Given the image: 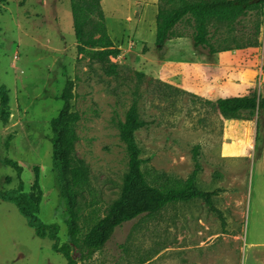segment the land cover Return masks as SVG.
Here are the masks:
<instances>
[{
	"label": "rangeland",
	"instance_id": "374dc122",
	"mask_svg": "<svg viewBox=\"0 0 264 264\" xmlns=\"http://www.w3.org/2000/svg\"><path fill=\"white\" fill-rule=\"evenodd\" d=\"M145 1L130 11V23L141 18ZM106 8L120 50L111 58L119 66L115 76L79 52L71 0L0 1V192L22 185V192L38 196L40 220L59 224L61 243L69 240L53 166L52 128L65 85L74 80L73 111L80 116L75 155L89 177L78 198L82 236L121 194L129 158L117 121L125 120L134 103L140 118L151 123L136 133L143 170L186 180L195 169L197 149L198 186L217 192L214 203L223 217L199 199L170 204L124 224L105 249L83 264H264V112L252 120L246 115L226 119L213 104L219 96L264 97V7L253 9L233 29L210 26L216 47L235 48L261 25L255 48L217 54L191 49L195 20L187 17L177 26L183 41L173 53L182 48L210 64L202 67L210 78L202 87L209 91L194 92L175 85L183 78H173L171 68L158 66L168 48L143 55L151 49L146 42L127 32L118 39L112 14L116 10L122 16L126 2L108 0ZM0 264L67 261L54 252L50 239L36 235L14 203L0 199Z\"/></svg>",
	"mask_w": 264,
	"mask_h": 264
},
{
	"label": "trees",
	"instance_id": "16d2710c",
	"mask_svg": "<svg viewBox=\"0 0 264 264\" xmlns=\"http://www.w3.org/2000/svg\"><path fill=\"white\" fill-rule=\"evenodd\" d=\"M71 7L79 52L101 63L106 75H117L119 66L113 63L111 58H117L120 50L109 35L102 0H71ZM258 7H264V0H159L155 46L162 52L168 40L183 37L176 32V28L185 18L192 17L196 23L192 35L193 46L196 49H208L211 54H217L233 49L258 47L261 25L256 27L255 35L244 45L235 48L216 47L212 43L214 35L210 30V26L218 23L233 29ZM140 76L145 77L144 74ZM74 89V80H68L62 94L63 107L52 128L53 166L57 173L59 192L65 203V223L69 240L61 243L59 224L47 225L40 220L38 196L22 192V185L17 190L0 192V199L14 203L27 219L29 226L35 230L36 235L42 239H50L54 252L62 254L67 264H83L97 252L105 249L115 232L124 224L143 216H153L170 204L203 200L211 211L223 218L214 203L217 192H206L198 186L201 165L197 149L195 169L186 180L158 172L151 176V173L143 170L142 150L137 142L136 133L142 128L149 127L151 123L140 118L138 105L134 103L125 120L117 121L120 139L129 158V169L124 178L121 194L110 205L107 214L82 236L78 198L81 190L87 186L89 177L85 163L75 155L77 142L75 125L79 122L80 116L73 111ZM213 104L226 119H242L246 115L252 120L254 116L264 112V97L256 93L221 98ZM76 253L80 254L79 258Z\"/></svg>",
	"mask_w": 264,
	"mask_h": 264
},
{
	"label": "crops",
	"instance_id": "0c3cea01",
	"mask_svg": "<svg viewBox=\"0 0 264 264\" xmlns=\"http://www.w3.org/2000/svg\"><path fill=\"white\" fill-rule=\"evenodd\" d=\"M107 2L108 0H102V8L105 13L106 24H107L109 35L111 39L113 40V42L116 43V41H114L113 39L111 30H109L110 29V22H109L110 18H109L108 11L106 8ZM119 2H126L127 9L126 11H124V14L122 16H116L115 14L116 10L113 11V14L111 12L112 19L114 20V22L117 23L116 27H118L119 29L118 31H120L118 32L119 33L118 39L119 38L122 39V36L124 37V35L127 32V34L129 35L135 36V38L138 39L139 42L141 43L146 42V46L148 47V49L151 48L150 50L146 51L143 55L147 53L148 55L156 53L154 52V50H156L155 48L156 46H153L151 39L153 42L156 41V32H157L156 16L158 13L159 0L145 1L143 3L144 7L142 10L141 18L134 20L132 23L129 22L128 15L130 11H132L133 7L135 8L136 7L135 5L140 3V0H119ZM115 31H116V36H117L118 34L117 30ZM143 31H146V33L143 34ZM182 38L183 37L173 38L166 42V48H168V52L166 50V53H164L161 56V58L157 59L158 66L160 68H167V67L171 68L172 70L171 76L173 78H175L176 76L178 77V75L182 77L183 80H180V81H183L182 84L175 83V85L179 86L180 88H184L185 90L189 92H194L196 89L209 91V88L203 89L202 87L203 85L205 86V84L210 81L209 77H205V71L202 67L205 65H210V64H207V63L204 64V62H202L201 60L197 58L198 55L196 53L195 54L197 56L196 55L194 56L192 54L186 53L185 51L182 50V48L178 49L179 53L177 55L173 53L174 50H177V49H174V47L178 48L179 47L178 45H180V43L183 41ZM149 42H151V44ZM251 48H255V47H251ZM165 49L162 52H164ZM191 49H194L193 45ZM225 52H229V51H225ZM175 55L178 57V59H173V56ZM181 55H184V57L182 58ZM221 63L222 62H220L219 64L218 62V65H217L218 68L223 67ZM214 94H217V92H214ZM221 98L223 97L221 96L218 97V99H221ZM227 98H230V97H227Z\"/></svg>",
	"mask_w": 264,
	"mask_h": 264
},
{
	"label": "built area",
	"instance_id": "2783aa9c",
	"mask_svg": "<svg viewBox=\"0 0 264 264\" xmlns=\"http://www.w3.org/2000/svg\"><path fill=\"white\" fill-rule=\"evenodd\" d=\"M239 142L242 143L243 142V139H240Z\"/></svg>",
	"mask_w": 264,
	"mask_h": 264
}]
</instances>
